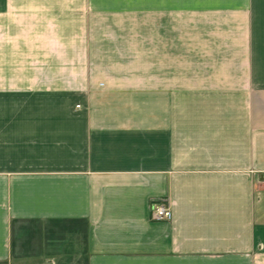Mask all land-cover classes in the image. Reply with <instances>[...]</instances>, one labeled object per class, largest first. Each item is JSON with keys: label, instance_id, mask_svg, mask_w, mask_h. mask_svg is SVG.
<instances>
[{"label": "crops", "instance_id": "crops-1", "mask_svg": "<svg viewBox=\"0 0 264 264\" xmlns=\"http://www.w3.org/2000/svg\"><path fill=\"white\" fill-rule=\"evenodd\" d=\"M0 264H264V0H0Z\"/></svg>", "mask_w": 264, "mask_h": 264}, {"label": "built area", "instance_id": "built-area-1", "mask_svg": "<svg viewBox=\"0 0 264 264\" xmlns=\"http://www.w3.org/2000/svg\"><path fill=\"white\" fill-rule=\"evenodd\" d=\"M151 218L154 221H170L173 218L172 208L167 200H161L151 205Z\"/></svg>", "mask_w": 264, "mask_h": 264}]
</instances>
